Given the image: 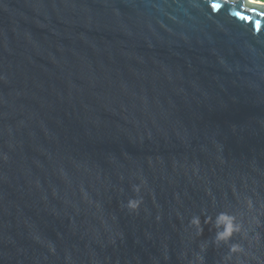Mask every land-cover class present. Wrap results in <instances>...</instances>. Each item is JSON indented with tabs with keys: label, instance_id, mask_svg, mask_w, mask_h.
<instances>
[{
	"label": "water",
	"instance_id": "1",
	"mask_svg": "<svg viewBox=\"0 0 264 264\" xmlns=\"http://www.w3.org/2000/svg\"><path fill=\"white\" fill-rule=\"evenodd\" d=\"M0 264H264V2L0 0Z\"/></svg>",
	"mask_w": 264,
	"mask_h": 264
},
{
	"label": "clouds",
	"instance_id": "2",
	"mask_svg": "<svg viewBox=\"0 0 264 264\" xmlns=\"http://www.w3.org/2000/svg\"><path fill=\"white\" fill-rule=\"evenodd\" d=\"M210 221H211V218H206L204 222L209 223ZM191 223L195 224L198 227L200 232L203 231L202 228H199V225H200L199 217H194L193 220L191 221ZM216 226H217L218 231L216 232L215 240L217 242H219V241L227 242L231 238L233 232L239 230V228L237 226H234V224L232 222V218L227 216L224 213H221L216 218ZM221 226H222V230H219V229H221ZM232 250L236 251L237 246L233 245Z\"/></svg>",
	"mask_w": 264,
	"mask_h": 264
},
{
	"label": "rangeland",
	"instance_id": "3",
	"mask_svg": "<svg viewBox=\"0 0 264 264\" xmlns=\"http://www.w3.org/2000/svg\"><path fill=\"white\" fill-rule=\"evenodd\" d=\"M258 1H262V2H264V0H258Z\"/></svg>",
	"mask_w": 264,
	"mask_h": 264
},
{
	"label": "bare ground",
	"instance_id": "4",
	"mask_svg": "<svg viewBox=\"0 0 264 264\" xmlns=\"http://www.w3.org/2000/svg\"><path fill=\"white\" fill-rule=\"evenodd\" d=\"M252 1V0H251Z\"/></svg>",
	"mask_w": 264,
	"mask_h": 264
}]
</instances>
